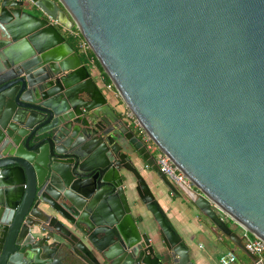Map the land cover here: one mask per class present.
<instances>
[{
    "label": "water",
    "instance_id": "water-1",
    "mask_svg": "<svg viewBox=\"0 0 264 264\" xmlns=\"http://www.w3.org/2000/svg\"><path fill=\"white\" fill-rule=\"evenodd\" d=\"M32 1L42 16L0 0V264H194L140 174L176 192L156 156L48 17L79 30L189 203L238 249L222 215L264 242V0Z\"/></svg>",
    "mask_w": 264,
    "mask_h": 264
},
{
    "label": "crops",
    "instance_id": "crops-1",
    "mask_svg": "<svg viewBox=\"0 0 264 264\" xmlns=\"http://www.w3.org/2000/svg\"><path fill=\"white\" fill-rule=\"evenodd\" d=\"M31 8L38 13L37 16L43 15L35 7ZM54 27L64 40V42L60 44L62 46L60 50L61 53L69 57L71 61L75 63L76 58H78L88 69L90 75L101 88L108 105L115 111V114L118 118V120H116L114 116H112L113 120H115V123H118L120 120V127H125V129L131 130L136 137L143 140L147 144V147L154 155H157V150L155 147H153L150 142L146 141L145 136L140 135L137 129L134 128L132 122L124 118L121 114L122 108L124 107L121 100L114 97L112 92L105 90L103 84H105L107 80L101 69L98 66H96L97 69L91 67L84 54L76 47V43L67 32L66 27L59 23L54 24ZM65 44L69 46L72 52L65 46ZM91 70L93 73L90 72ZM143 166L144 167L139 166L141 176L144 178L149 190L154 194L172 225L175 227L180 237L189 248V257L194 264H219L220 256L228 250L233 251L236 255L237 260L234 264H252V260L250 258L251 255L244 249V239L242 237L243 230L241 228L229 220L228 217L223 215L221 216L226 222L227 226L231 229V234H234L237 236V238H239L240 243L243 246V250L238 249L227 235L222 234L217 229H215L209 220L189 203L188 198L177 186L173 185L169 181L176 192L170 191L167 186L159 181L157 176L149 168H147L145 165ZM192 190L195 191L193 187ZM138 205L139 210L133 208L132 215L138 224L140 232L144 233L148 227L155 229L157 226L150 215H147L144 220L139 222L141 220L139 216H141V213H144L145 209L144 206L139 202ZM148 232L150 231L148 230L147 233ZM154 233H148L150 236L149 238L153 239L155 237ZM249 236L251 235L249 234ZM256 258L261 264H264V253L260 257L256 256Z\"/></svg>",
    "mask_w": 264,
    "mask_h": 264
},
{
    "label": "built area",
    "instance_id": "built-area-1",
    "mask_svg": "<svg viewBox=\"0 0 264 264\" xmlns=\"http://www.w3.org/2000/svg\"><path fill=\"white\" fill-rule=\"evenodd\" d=\"M24 3L34 6V2L32 0H22ZM35 7V6H34ZM51 24H58V22L51 17H48ZM67 32L70 34V36L76 40L77 47L79 50L86 56L89 64L92 68L97 69L96 65V59L94 56L90 54L89 46L87 45L86 41L81 36L79 30L76 27H73L72 29H67ZM92 53V52H91ZM105 90H108L113 93L114 97L119 98L118 93L115 91L113 84L109 81L103 84ZM121 114L124 118L131 121L134 125V128L137 129V131L140 133V135L145 136L146 141L150 142L148 138L146 137L143 130L140 128L138 122L132 115V113L126 108L123 107ZM151 143V142H150ZM154 147V146H153ZM156 164L158 166V169L161 174H163L173 185L175 186H183L189 190H192V184L190 181L185 177L183 173H181L174 164L170 161V159L165 156L162 153L157 152L156 155ZM242 237L244 239V249L254 255V256H262L264 253V242H262L260 239L249 236V233L243 230ZM237 258L233 251H226L224 252L220 258H219V264H234L236 262ZM259 261V260H258ZM260 262V261H259Z\"/></svg>",
    "mask_w": 264,
    "mask_h": 264
},
{
    "label": "trees",
    "instance_id": "trees-1",
    "mask_svg": "<svg viewBox=\"0 0 264 264\" xmlns=\"http://www.w3.org/2000/svg\"><path fill=\"white\" fill-rule=\"evenodd\" d=\"M74 42L76 43V47H77V42H76V40L74 39ZM78 48V47H77ZM79 49V48H78ZM90 54L93 56V54L90 52ZM85 56V55H84ZM86 57V56H85ZM87 59V58H86ZM96 65L99 67V65H98V63H97V61H96ZM100 68V67H99ZM101 69V68H100ZM102 71V70H101ZM106 77V76H105ZM106 80H107V82H109V80H108V78L106 77Z\"/></svg>",
    "mask_w": 264,
    "mask_h": 264
},
{
    "label": "rangeland",
    "instance_id": "rangeland-1",
    "mask_svg": "<svg viewBox=\"0 0 264 264\" xmlns=\"http://www.w3.org/2000/svg\"><path fill=\"white\" fill-rule=\"evenodd\" d=\"M29 11H30V12H32L33 14H36V15H38V13H37V12H35L34 10H30V9H29ZM89 70H90V69H89ZM90 72H91V73H93V72H92V70H91Z\"/></svg>",
    "mask_w": 264,
    "mask_h": 264
},
{
    "label": "flooded vegetation",
    "instance_id": "flooded-vegetation-1",
    "mask_svg": "<svg viewBox=\"0 0 264 264\" xmlns=\"http://www.w3.org/2000/svg\"><path fill=\"white\" fill-rule=\"evenodd\" d=\"M156 156V155H155Z\"/></svg>",
    "mask_w": 264,
    "mask_h": 264
}]
</instances>
